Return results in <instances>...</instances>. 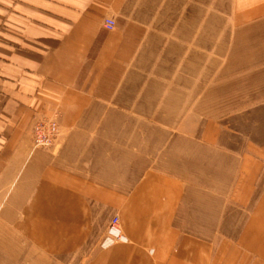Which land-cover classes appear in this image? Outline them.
Instances as JSON below:
<instances>
[{"label": "crops", "instance_id": "crops-1", "mask_svg": "<svg viewBox=\"0 0 264 264\" xmlns=\"http://www.w3.org/2000/svg\"><path fill=\"white\" fill-rule=\"evenodd\" d=\"M138 5L0 0V264L86 246L84 264H264L261 160L203 139L169 149L167 167L147 153L144 110L153 125L175 122L161 115L165 91L124 81L143 35ZM191 10L185 0L184 19ZM230 14L236 29L264 25V0H231ZM46 119L57 139L33 149ZM114 216L124 240L109 245Z\"/></svg>", "mask_w": 264, "mask_h": 264}, {"label": "rangeland", "instance_id": "rangeland-1", "mask_svg": "<svg viewBox=\"0 0 264 264\" xmlns=\"http://www.w3.org/2000/svg\"><path fill=\"white\" fill-rule=\"evenodd\" d=\"M138 2L136 19L143 35L124 81L165 91L157 94L169 105L161 115L169 113L175 122L153 125L156 110H144L147 153H161L162 167H167L169 149L179 153L185 139H203L215 149L264 163V25L234 28L231 0H192L190 19L182 16L185 0ZM186 24L192 29L185 30ZM91 253L86 246L48 264H84ZM38 263L34 255L33 264Z\"/></svg>", "mask_w": 264, "mask_h": 264}, {"label": "built area", "instance_id": "built-area-1", "mask_svg": "<svg viewBox=\"0 0 264 264\" xmlns=\"http://www.w3.org/2000/svg\"><path fill=\"white\" fill-rule=\"evenodd\" d=\"M104 29L111 31L115 27V22L112 19H105L103 22ZM58 136V124L55 119L38 120L33 124L32 127V143L34 149L40 147H48L55 141ZM124 238L121 234L119 227V221L116 216L112 217L109 221L106 238L103 243L109 245L123 241Z\"/></svg>", "mask_w": 264, "mask_h": 264}]
</instances>
